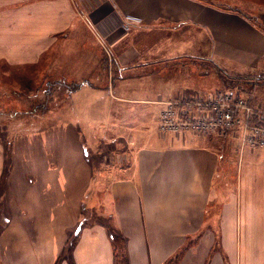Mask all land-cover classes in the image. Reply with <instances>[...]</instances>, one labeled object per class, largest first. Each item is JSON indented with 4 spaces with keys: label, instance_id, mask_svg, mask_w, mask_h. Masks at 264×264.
I'll return each mask as SVG.
<instances>
[{
    "label": "crops",
    "instance_id": "crops-1",
    "mask_svg": "<svg viewBox=\"0 0 264 264\" xmlns=\"http://www.w3.org/2000/svg\"><path fill=\"white\" fill-rule=\"evenodd\" d=\"M227 53L260 60L264 32L197 0H0V264H264V148L159 129L190 67L203 76ZM56 59L59 93L80 87L40 126L30 101ZM158 70L170 96H128ZM210 139L236 144L235 184Z\"/></svg>",
    "mask_w": 264,
    "mask_h": 264
},
{
    "label": "rangeland",
    "instance_id": "rangeland-1",
    "mask_svg": "<svg viewBox=\"0 0 264 264\" xmlns=\"http://www.w3.org/2000/svg\"><path fill=\"white\" fill-rule=\"evenodd\" d=\"M201 1L205 4L212 5L214 7L226 10L231 13H236L238 15L243 16L246 20L250 21L253 23L258 29L264 32V0H197ZM103 31L109 30L110 26L107 27H102ZM115 28H120V26H117ZM115 30V29H114ZM227 56H231V59H213L215 62L214 64H210V67H206L205 70L203 71V76H199L198 74L195 73V67L191 68L190 71L192 73V79L189 80V83L193 82V85L184 87L180 89L179 91H176V95L183 94H189L192 92H210V91H215V90H224L227 89V86L234 85L236 87H239L242 89L244 92H246L247 95H251L253 97V100L257 103L264 104V57L261 58L260 60L256 61H250L246 60L245 62H238L235 60L234 57L235 55L233 53L228 54ZM63 61V59H62ZM237 61V62H236ZM60 59H56L55 62L51 63V68L55 70V72H52L53 75L50 77L44 78V81L42 80V77H40L41 80V85L43 86V82H45V85L47 83H54L56 80H59V72L60 70ZM216 67V68H215ZM209 68V70H207ZM67 71L71 73L72 75L75 74L74 71V64L68 65L67 66ZM186 73V69L184 70ZM208 71V72H207ZM219 71H222V73ZM161 71L158 70L156 72V75L153 76H147L151 78H156L158 82H154L151 80H147V84L141 83V82H136L134 79L133 81L127 82V86L129 87L128 90V96L130 97H136V98H147L150 97L156 92L157 94L160 92V87L161 88V93L166 96H170L169 91L167 90V87L165 84L160 82V78L163 79H173L174 75L172 71L166 70L163 74H160ZM184 74V76H187V74ZM160 74V75H159ZM194 75L196 76L197 79H194ZM140 76L139 74H135L133 77ZM65 77H68L65 75ZM71 83H77V81H69ZM244 82H250L251 85L249 84H244ZM54 87H52V92L50 95L46 98L47 99V104L46 106L50 109L48 111L45 110V107L39 106L35 108V118L36 120L39 121L40 126L43 124H54L56 123V115L57 114V109L59 103L63 100V98L70 99V97L77 91H70L66 88L65 86V92H60L58 90V87L56 84H53ZM56 85V86H55ZM146 85L148 87V92L144 91L138 87H142ZM48 88V87H46ZM37 92V91H36ZM40 92V91H38ZM188 92V93H187ZM174 94V93H173ZM169 98V97H168ZM43 100H40V98L36 97L35 99L31 100L30 103L32 104H41ZM137 107L139 106H133V110H137ZM33 108V107H32ZM48 112L49 114L51 112V116H48L45 118L43 116L44 113ZM22 117V116H20ZM57 124V123H56ZM36 124V126H38ZM158 138V136H157ZM160 141V140H159ZM192 141V140H191ZM212 141V145L215 147V149L218 151L220 156H223L226 160L227 168L225 169L226 171V176L227 180L233 181L235 184V179L239 176L238 174V168L237 164L239 161V156L237 154L236 150V144L230 145L228 143H218ZM37 144L42 147L43 146V139L38 138L36 139ZM215 142L216 145L213 143ZM241 150V148H240ZM248 156V155H247ZM223 171L220 170H215L214 171V177L217 178L218 176H223L222 174ZM70 188H74L76 191L70 190L68 192L69 195H75L78 194L77 191H83L85 187H74L68 186L67 191ZM230 191L233 189V187H229ZM229 191V192H230ZM10 218H1L0 219V233L4 230V234L6 236V239L8 242H11V239L7 238V234L9 232V229H4L5 226L8 225L10 222ZM56 223L60 221L59 218L54 219ZM83 225V222H81Z\"/></svg>",
    "mask_w": 264,
    "mask_h": 264
},
{
    "label": "built area",
    "instance_id": "built-area-1",
    "mask_svg": "<svg viewBox=\"0 0 264 264\" xmlns=\"http://www.w3.org/2000/svg\"><path fill=\"white\" fill-rule=\"evenodd\" d=\"M131 20L135 19L123 20L120 26L129 31ZM159 129L175 135H235L241 151L264 148V104H256L239 87L186 94L164 103Z\"/></svg>",
    "mask_w": 264,
    "mask_h": 264
},
{
    "label": "trees",
    "instance_id": "trees-1",
    "mask_svg": "<svg viewBox=\"0 0 264 264\" xmlns=\"http://www.w3.org/2000/svg\"><path fill=\"white\" fill-rule=\"evenodd\" d=\"M216 68V67H215ZM222 73V71H219V73ZM222 75H223V73H222ZM221 77H225L224 75L223 76H221ZM249 84V85H251V83L250 82H244V84ZM55 84L58 86V85H60V84H62V83H60V82H55ZM55 85V86H56ZM66 86V88L68 89V90H70L71 92L72 91H76V90H78V88L80 87V84H76V83H73V84H67V85H65ZM52 87H54V85H53V83H51V88L49 89V90H47V92H46V96L44 97V99H43V101L41 102V104H37L36 105V103L32 106L33 108H32V110H33V112H35V108L36 107H39V106H42V107H45V110L46 111H48V107L46 106V104H47V97L50 95V93L52 92ZM233 88H237L236 86H234V85H230V86H227V89H233ZM227 139V138H226ZM117 262H119V254H117L116 255V263Z\"/></svg>",
    "mask_w": 264,
    "mask_h": 264
}]
</instances>
